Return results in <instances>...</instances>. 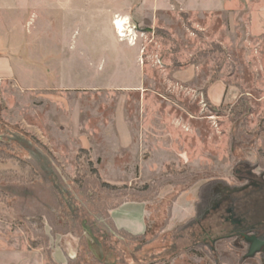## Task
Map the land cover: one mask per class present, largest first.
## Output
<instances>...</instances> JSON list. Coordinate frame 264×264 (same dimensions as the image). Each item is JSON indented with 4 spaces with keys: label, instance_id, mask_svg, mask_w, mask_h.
Here are the masks:
<instances>
[{
    "label": "rangeland",
    "instance_id": "rangeland-1",
    "mask_svg": "<svg viewBox=\"0 0 264 264\" xmlns=\"http://www.w3.org/2000/svg\"><path fill=\"white\" fill-rule=\"evenodd\" d=\"M27 3L10 49L13 74L0 78V124L45 146L49 184L68 198L62 214L51 213L42 186L38 206L48 217L40 230L30 217L32 191L14 203L0 199V264H247L231 242L204 240L218 227L202 214L218 184L234 185L240 166L264 172V20L248 16L250 3L227 10L201 9L216 0ZM115 17L126 22L125 37ZM119 97L124 108H116ZM118 112L132 141L125 149ZM0 171L37 178L17 159L0 158ZM78 189L104 209L85 203L89 217L80 212ZM124 203L144 204L143 238L117 226Z\"/></svg>",
    "mask_w": 264,
    "mask_h": 264
},
{
    "label": "flooded vegetation",
    "instance_id": "flooded-vegetation-1",
    "mask_svg": "<svg viewBox=\"0 0 264 264\" xmlns=\"http://www.w3.org/2000/svg\"><path fill=\"white\" fill-rule=\"evenodd\" d=\"M236 170L233 186L218 184L209 205H205L202 217H215L218 232L205 233L204 240L221 247L231 242V251L242 258L243 263L264 264V172L258 165L240 166ZM247 238H250L248 242ZM259 243L258 250L246 258L249 247ZM214 250V248H213Z\"/></svg>",
    "mask_w": 264,
    "mask_h": 264
},
{
    "label": "trees",
    "instance_id": "trees-1",
    "mask_svg": "<svg viewBox=\"0 0 264 264\" xmlns=\"http://www.w3.org/2000/svg\"><path fill=\"white\" fill-rule=\"evenodd\" d=\"M181 65H175V68H179ZM14 145V146H12ZM0 158L2 160L7 159H17L22 164L25 162L30 163L31 166V174L34 173L36 175V180H30V181H24L21 177L15 176L10 171H0V199L1 200H7L11 203H14L15 200L18 199H24L25 195L28 193V191H32V196L34 199V205L32 209V213L30 215L31 219L33 220L32 225L40 230L42 228V219L43 217L46 218L48 215H46L40 206H38L39 201L42 199L43 192L45 190H42V186H46L48 184V188H46L47 191V197L50 200V205L52 206L51 213L60 212L62 214L63 210L61 209V205L64 203L63 197L65 196L68 198V195L64 193L61 189L57 188L55 185H50L48 181V175L47 172L52 171V167L50 166V163L52 162L51 157L46 150L45 146L42 145L37 139L33 138L32 136H29L25 132H21L19 130H16L15 128H12L5 124H0ZM4 149H6L11 154L4 153ZM14 150L24 151L26 153L27 160H21L17 157ZM42 160L44 163H46V167L42 169V166H40L39 161ZM43 163V164H44ZM60 178L57 173L54 176L55 178ZM98 181V178H96ZM100 187H103L107 190H114V186H109L108 184L101 182L99 184ZM77 194L78 198L80 200H84L85 202L82 204H78V208L80 209V212L82 211L86 216L89 217V211L88 209H85V203L90 205L91 208H96L97 212L98 210L104 209L106 204L105 202L99 203L97 198H90L82 192L81 189H78ZM75 196H73V199ZM74 202V200H73ZM104 203V204H103ZM71 207L70 205L66 204V207ZM86 210V211H85ZM69 216L72 218V220L76 219L77 216L74 214L73 210H69ZM81 215V214H80ZM74 222V221H73ZM96 223L95 221H93ZM73 227L71 228V230ZM125 233H128L124 231ZM110 233V231H109ZM100 234H102L101 237L104 239H108V234L106 231V227L100 228ZM144 233L141 235H137V238H143ZM118 239H121L120 237H117ZM144 242V241H143ZM147 242V241H146ZM72 263V262H70ZM69 263V264H70Z\"/></svg>",
    "mask_w": 264,
    "mask_h": 264
},
{
    "label": "crops",
    "instance_id": "crops-1",
    "mask_svg": "<svg viewBox=\"0 0 264 264\" xmlns=\"http://www.w3.org/2000/svg\"><path fill=\"white\" fill-rule=\"evenodd\" d=\"M29 0H0V50H9L6 54L0 53V78H9L13 74L11 68V56L10 49H15L17 42L19 41V35L23 32L22 22H18V18L27 16L29 12ZM241 0H216L214 7L204 4L203 8H227L236 3L239 4ZM250 3L251 7L248 10V16H253L264 20V0H246ZM168 4V3H167ZM166 4V5H167ZM28 5V6H27ZM164 7V4H158L156 8ZM168 6V5H167ZM167 6L164 7L167 9ZM10 56V57H9ZM12 58L16 59L14 56ZM125 98H118L116 108H124ZM121 112H118V126L119 130H122V134H118V145L120 148H128L132 141L128 127L125 123L121 122ZM122 126V127H121ZM84 147H89L88 140L85 138L82 140ZM177 210L179 207L176 208ZM179 211H181L179 209ZM145 206L138 203H124L119 208V218L117 226L124 231L131 234H142L145 230Z\"/></svg>",
    "mask_w": 264,
    "mask_h": 264
},
{
    "label": "bare ground",
    "instance_id": "bare-ground-1",
    "mask_svg": "<svg viewBox=\"0 0 264 264\" xmlns=\"http://www.w3.org/2000/svg\"><path fill=\"white\" fill-rule=\"evenodd\" d=\"M125 24L126 22H124V20L115 17L114 23L112 25L114 27V30L117 31L120 37H125Z\"/></svg>",
    "mask_w": 264,
    "mask_h": 264
},
{
    "label": "water",
    "instance_id": "water-1",
    "mask_svg": "<svg viewBox=\"0 0 264 264\" xmlns=\"http://www.w3.org/2000/svg\"><path fill=\"white\" fill-rule=\"evenodd\" d=\"M247 240H248V242L250 241V238L248 239L247 238ZM260 244L259 243H257V242H254V246L253 247H249V250H248V253H247V255H246V258H250V256H252L253 255V253L254 252H256L257 250H258V246H259Z\"/></svg>",
    "mask_w": 264,
    "mask_h": 264
}]
</instances>
